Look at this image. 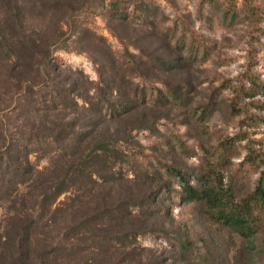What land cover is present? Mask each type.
Returning a JSON list of instances; mask_svg holds the SVG:
<instances>
[{
  "label": "rangeland",
  "instance_id": "374dc122",
  "mask_svg": "<svg viewBox=\"0 0 264 264\" xmlns=\"http://www.w3.org/2000/svg\"><path fill=\"white\" fill-rule=\"evenodd\" d=\"M243 2L228 23L226 0H0V264H182L200 203L167 167L264 151V0L254 27Z\"/></svg>",
  "mask_w": 264,
  "mask_h": 264
},
{
  "label": "trees",
  "instance_id": "16d2710c",
  "mask_svg": "<svg viewBox=\"0 0 264 264\" xmlns=\"http://www.w3.org/2000/svg\"><path fill=\"white\" fill-rule=\"evenodd\" d=\"M247 1L243 3L254 27L257 14L246 4ZM236 2L226 0L223 16L225 22L231 23L236 17ZM205 50L203 55L206 54ZM248 73L251 82H259L254 72ZM248 90L251 89H245L243 85L233 89L234 108L243 102L244 94L253 96ZM250 103L264 107V103L259 100ZM232 146V139L217 141L215 163L199 165L195 175L185 169H166L171 179L177 178L174 191L179 194L181 201L184 204L200 203L196 217L183 222L182 235L175 244L182 264H238V259L244 256L250 257L251 264H264V151L246 144L245 154L238 167L232 170L228 164L233 158L228 156ZM205 153H210L208 148ZM217 168H225L228 175L220 176L216 173ZM253 173H257L253 183H243L242 178H248ZM235 235L240 239L241 246L233 254ZM196 241L201 242L205 250L200 260H196L192 252Z\"/></svg>",
  "mask_w": 264,
  "mask_h": 264
}]
</instances>
